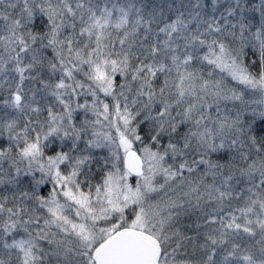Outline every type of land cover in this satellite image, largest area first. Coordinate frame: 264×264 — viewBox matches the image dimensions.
Segmentation results:
<instances>
[{
    "label": "snow or ice",
    "instance_id": "1",
    "mask_svg": "<svg viewBox=\"0 0 264 264\" xmlns=\"http://www.w3.org/2000/svg\"><path fill=\"white\" fill-rule=\"evenodd\" d=\"M0 264H264V0H0Z\"/></svg>",
    "mask_w": 264,
    "mask_h": 264
}]
</instances>
